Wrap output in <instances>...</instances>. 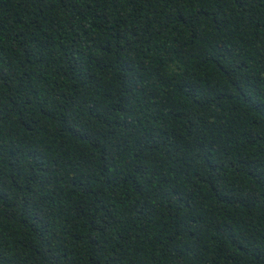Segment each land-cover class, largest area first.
Masks as SVG:
<instances>
[{
    "label": "trees",
    "instance_id": "trees-1",
    "mask_svg": "<svg viewBox=\"0 0 264 264\" xmlns=\"http://www.w3.org/2000/svg\"><path fill=\"white\" fill-rule=\"evenodd\" d=\"M0 264H264V0H0Z\"/></svg>",
    "mask_w": 264,
    "mask_h": 264
}]
</instances>
